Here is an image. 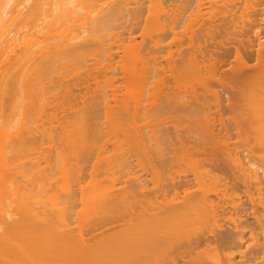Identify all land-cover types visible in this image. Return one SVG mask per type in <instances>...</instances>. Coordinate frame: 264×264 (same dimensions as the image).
<instances>
[{
    "label": "rangeland",
    "instance_id": "1",
    "mask_svg": "<svg viewBox=\"0 0 264 264\" xmlns=\"http://www.w3.org/2000/svg\"><path fill=\"white\" fill-rule=\"evenodd\" d=\"M183 29L168 42L183 47V61L199 57L198 42L190 45ZM161 55L162 69L140 100L132 93L120 97L127 92L124 76L114 70L117 96L106 81L108 95L94 113L99 127L89 114L87 140L74 144L61 131L66 97L60 77L53 79L44 101L50 115L44 121L41 112L34 115L31 137L23 135L24 143L8 154L6 175L18 185L8 194L22 195L29 209L54 201L58 209L49 227L7 230L14 244L6 247V264H264V179L242 174L264 160L241 133L244 100L194 101L195 76L217 78L219 70L185 72L178 54ZM58 215L71 222L69 229Z\"/></svg>",
    "mask_w": 264,
    "mask_h": 264
},
{
    "label": "bare ground",
    "instance_id": "2",
    "mask_svg": "<svg viewBox=\"0 0 264 264\" xmlns=\"http://www.w3.org/2000/svg\"><path fill=\"white\" fill-rule=\"evenodd\" d=\"M181 26L191 35L190 45L198 42L199 57L183 61V47L178 44L173 49L168 42L169 37L177 38ZM164 52L169 58L178 54L175 59L183 62L185 72L219 70L217 78L212 73L195 76L200 86H189L193 99L211 97L216 105L225 98L231 104L244 100L241 133L249 149L264 160V0H0V258L4 249V264L9 261L6 247L14 244V234L7 241V230L49 227L53 209H58L56 201L50 208L29 209L22 195L8 194L18 185L6 175L12 169L8 154L14 144L24 143L23 135L31 137L34 115L41 112L44 121V101L54 87L53 79L60 77L66 97L61 131L74 144L86 138L88 128L99 127L95 119L99 113H94L108 95L105 82L112 85V92L116 90L114 70L122 72L127 91L118 96L132 93L140 100L162 69ZM230 54L234 60L226 62L223 57ZM243 87L246 92H241ZM115 92L111 96H117ZM89 114H94L93 121ZM256 168L251 174L243 171L244 178L264 179V163ZM58 217L62 229H69L71 222L64 220L63 213L64 218ZM225 234L227 240L230 236Z\"/></svg>",
    "mask_w": 264,
    "mask_h": 264
}]
</instances>
